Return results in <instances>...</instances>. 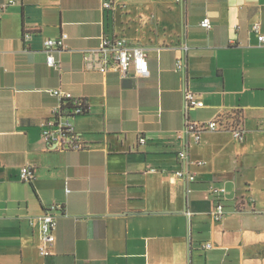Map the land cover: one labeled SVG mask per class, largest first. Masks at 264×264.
I'll list each match as a JSON object with an SVG mask.
<instances>
[{
	"label": "crops",
	"instance_id": "0c3cea01",
	"mask_svg": "<svg viewBox=\"0 0 264 264\" xmlns=\"http://www.w3.org/2000/svg\"><path fill=\"white\" fill-rule=\"evenodd\" d=\"M9 1L0 12V264H264V43L252 30L259 23L264 34V0L0 4ZM63 33L58 71L45 41ZM102 36L144 48L148 72L87 69L84 51ZM55 88L87 105L73 120L82 150L42 138L61 103ZM188 91L202 107L186 105ZM234 111L242 141L229 131L180 136L186 121ZM212 184L229 191L218 221ZM52 204L63 209L44 255L40 216Z\"/></svg>",
	"mask_w": 264,
	"mask_h": 264
},
{
	"label": "built area",
	"instance_id": "2783aa9c",
	"mask_svg": "<svg viewBox=\"0 0 264 264\" xmlns=\"http://www.w3.org/2000/svg\"><path fill=\"white\" fill-rule=\"evenodd\" d=\"M125 0H105L102 3V8L112 9L116 5L124 3ZM14 1L0 4V12ZM201 26L206 30L213 28V23L210 17H205L201 21ZM252 30L257 34L259 42L264 43V34L260 33L259 23H254ZM26 37L30 34L26 33ZM68 34L63 33L56 38H48L45 41L47 52V63L50 67L60 71L62 63L56 54L66 48ZM84 66L87 69H97L102 73L109 70L119 71L122 74H129V70L133 69L136 74H144L149 70L148 53L142 47H130L126 39L121 37L102 36L101 42L97 47L89 48L84 51ZM182 67L181 63L178 64ZM51 93L61 100L60 105L55 107L52 116L46 119L42 126V138L54 149H62L65 151L82 150L85 144L81 141L80 134L76 131L73 120L80 114L84 113L86 103L83 99L75 97L70 92L64 91L61 88L51 90ZM70 101L71 108H64L63 102ZM185 103L188 106L202 107L203 102L196 98L193 92H186ZM241 115L239 112L226 114L224 117L213 118L208 121H186L185 127L180 132V136L186 137L188 133H192L196 140H199L200 133L203 131H229L234 138L242 141L245 138V129L241 126ZM145 142V138L140 139ZM180 158L185 161L187 158L186 151L179 153ZM181 179L195 180V175L189 173L186 169H180L174 173ZM22 179L30 181L33 178V170L29 166L21 169ZM67 192L69 190L67 189ZM209 192L214 198V208L211 211V216L214 221H218L225 213V206L222 199L229 194L225 186L210 185ZM63 209L62 205L52 204L46 208L40 216V232L43 245L41 253L44 255L50 254L48 246L53 245L56 241V230L58 227V218L55 212ZM205 248L211 247L210 243L204 244Z\"/></svg>",
	"mask_w": 264,
	"mask_h": 264
},
{
	"label": "trees",
	"instance_id": "16d2710c",
	"mask_svg": "<svg viewBox=\"0 0 264 264\" xmlns=\"http://www.w3.org/2000/svg\"><path fill=\"white\" fill-rule=\"evenodd\" d=\"M71 102L70 101H65V102H63V106H64V108H71ZM84 110L86 111L87 110V105H86V108H85V106H84Z\"/></svg>",
	"mask_w": 264,
	"mask_h": 264
}]
</instances>
